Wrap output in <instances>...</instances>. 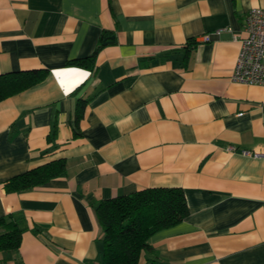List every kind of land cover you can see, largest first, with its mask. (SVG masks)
Returning <instances> with one entry per match:
<instances>
[{
    "label": "crops",
    "instance_id": "crops-1",
    "mask_svg": "<svg viewBox=\"0 0 264 264\" xmlns=\"http://www.w3.org/2000/svg\"><path fill=\"white\" fill-rule=\"evenodd\" d=\"M252 7L264 0H0V73L47 69L0 100V216L24 224L0 264H101L95 205L157 186L182 188L188 214L137 264H264V85L230 78ZM100 44L92 70L68 64ZM55 159L64 175L5 191Z\"/></svg>",
    "mask_w": 264,
    "mask_h": 264
},
{
    "label": "trees",
    "instance_id": "trees-1",
    "mask_svg": "<svg viewBox=\"0 0 264 264\" xmlns=\"http://www.w3.org/2000/svg\"><path fill=\"white\" fill-rule=\"evenodd\" d=\"M195 44L193 40L187 48ZM100 46L87 56L69 60L68 64L92 70ZM46 73V68L0 73V100L41 80ZM80 108L76 123L82 114ZM65 170V161L55 159L6 179L4 189L20 192L62 176ZM95 212L103 232L101 264H137L141 251L151 248L148 238L157 230L182 221L188 214V206L182 188L157 186L101 200L95 205ZM23 230L21 215L0 216V252L16 250Z\"/></svg>",
    "mask_w": 264,
    "mask_h": 264
},
{
    "label": "built area",
    "instance_id": "built-area-1",
    "mask_svg": "<svg viewBox=\"0 0 264 264\" xmlns=\"http://www.w3.org/2000/svg\"><path fill=\"white\" fill-rule=\"evenodd\" d=\"M220 30L215 31L216 34ZM244 36L230 78L234 82L264 85V8L252 7L244 17ZM264 157V151L256 152Z\"/></svg>",
    "mask_w": 264,
    "mask_h": 264
},
{
    "label": "water",
    "instance_id": "water-1",
    "mask_svg": "<svg viewBox=\"0 0 264 264\" xmlns=\"http://www.w3.org/2000/svg\"><path fill=\"white\" fill-rule=\"evenodd\" d=\"M109 39H112V36H110V38ZM105 42H107V39H105L104 41H103V43H105Z\"/></svg>",
    "mask_w": 264,
    "mask_h": 264
}]
</instances>
